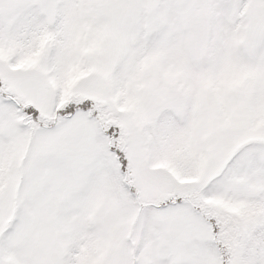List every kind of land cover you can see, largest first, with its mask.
<instances>
[{"label": "snow or ice", "instance_id": "snow-or-ice-1", "mask_svg": "<svg viewBox=\"0 0 264 264\" xmlns=\"http://www.w3.org/2000/svg\"><path fill=\"white\" fill-rule=\"evenodd\" d=\"M0 264H264V0H0Z\"/></svg>", "mask_w": 264, "mask_h": 264}]
</instances>
